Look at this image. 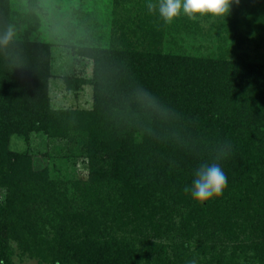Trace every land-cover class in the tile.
<instances>
[{
  "label": "trees",
  "instance_id": "16d2710c",
  "mask_svg": "<svg viewBox=\"0 0 264 264\" xmlns=\"http://www.w3.org/2000/svg\"><path fill=\"white\" fill-rule=\"evenodd\" d=\"M147 3L114 0L123 13L113 11L108 45L87 31L71 47L94 65L91 79L65 80L93 89V109L72 111L52 108V48L28 38L39 24L22 38L11 0H0V32L15 33L0 48V264H14L13 242L39 264H264V63L164 51L180 23L189 34L200 25L165 24ZM218 24L237 36L234 50L245 39L264 50V0H239ZM37 135L75 143L88 181L69 185L10 149L13 137ZM224 142L227 188L198 204L184 189ZM199 230L204 246L179 252L174 235ZM152 239L169 240L171 253Z\"/></svg>",
  "mask_w": 264,
  "mask_h": 264
},
{
  "label": "rangeland",
  "instance_id": "374dc122",
  "mask_svg": "<svg viewBox=\"0 0 264 264\" xmlns=\"http://www.w3.org/2000/svg\"><path fill=\"white\" fill-rule=\"evenodd\" d=\"M11 10L15 14V27L17 26L15 30L18 35L20 34L22 38L27 37L26 31L29 33L30 25L37 22L39 26L37 30L29 33V40L52 48V78L49 82L52 108L91 111L93 89L87 86L74 92L68 89L65 80L71 77L91 79L94 65L88 58L80 57L73 52L71 47L79 46L80 42L86 38L87 31H93L97 38L101 37L100 43L108 45L112 34L113 11L117 15H121L123 11L115 8L114 0H11ZM92 14L93 17H91ZM177 20L190 19L181 16ZM218 20L219 18L210 16L191 20L200 25V30L196 31L191 27L190 34L187 32L189 27L185 25L187 21L180 23L182 25L180 29L166 34L163 43L164 51L197 57L218 55L224 51L229 55L236 54L235 57L246 56L252 62L264 63V50L259 49L248 39H245L246 43L238 50H234L237 36L219 26ZM103 32L106 33L104 37H102ZM10 149L18 154L28 153L37 168L43 170L48 167L58 179L67 177L69 185L74 181L87 182L89 179L87 158L78 151V146L73 142L49 140L37 135L32 138L31 143H27L25 139L15 136L11 141ZM45 153L49 154V160L43 158ZM4 198L5 193L1 192V199L4 200ZM201 233L199 230L198 233L189 234L188 238L174 235L175 244L181 245L179 252L184 254L186 243L190 244L194 250L200 243L203 247L205 239ZM150 242L158 247L162 244L169 247L168 255L174 247L169 240L162 242L152 239ZM12 247L15 251L14 264H39L29 257H22L16 243L13 242ZM193 249L192 253L198 254Z\"/></svg>",
  "mask_w": 264,
  "mask_h": 264
},
{
  "label": "clouds",
  "instance_id": "9594fccd",
  "mask_svg": "<svg viewBox=\"0 0 264 264\" xmlns=\"http://www.w3.org/2000/svg\"><path fill=\"white\" fill-rule=\"evenodd\" d=\"M239 0H158L153 3L148 0L147 11L157 14L165 23L171 24L181 16L190 20H197L203 16L213 18H226L231 14L233 4ZM15 33L11 27L0 32V48L9 47L14 43ZM231 155V145L228 142L221 144L214 157V162H203L193 170L192 182L184 191L190 193L191 198L198 204L222 197L228 185V178L224 172L221 161ZM190 264H196L192 260Z\"/></svg>",
  "mask_w": 264,
  "mask_h": 264
}]
</instances>
